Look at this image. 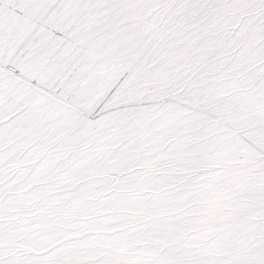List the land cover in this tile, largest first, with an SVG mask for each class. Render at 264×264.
<instances>
[{"label":"snow or ice","instance_id":"obj_1","mask_svg":"<svg viewBox=\"0 0 264 264\" xmlns=\"http://www.w3.org/2000/svg\"><path fill=\"white\" fill-rule=\"evenodd\" d=\"M0 264H264V0H0Z\"/></svg>","mask_w":264,"mask_h":264}]
</instances>
